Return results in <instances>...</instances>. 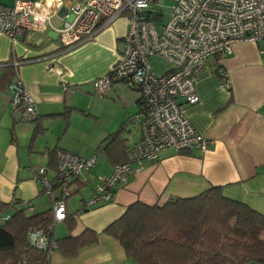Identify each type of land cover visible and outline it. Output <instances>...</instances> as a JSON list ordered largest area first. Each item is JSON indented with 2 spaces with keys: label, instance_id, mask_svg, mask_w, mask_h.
Listing matches in <instances>:
<instances>
[{
  "label": "crops",
  "instance_id": "obj_1",
  "mask_svg": "<svg viewBox=\"0 0 264 264\" xmlns=\"http://www.w3.org/2000/svg\"><path fill=\"white\" fill-rule=\"evenodd\" d=\"M118 20L100 29L91 42L69 50L61 47L57 32L51 28L15 39L0 34V137H3L0 141V203L11 205L18 198L22 205L31 202L35 211L52 207L51 198L49 201L42 198L43 183L36 176L37 171L29 169L33 164L31 157L28 155L30 164L23 162L25 154L20 143L22 136L30 137L29 146H32L38 136L51 128L50 122L56 117L63 121V127L61 124L57 127L61 133L56 144L46 145V164L48 152L56 146L89 157L111 132L120 131L128 146L141 140L143 130L137 119L139 97L134 125L121 119L118 128L110 130L113 127L110 123L91 144H59L60 137L70 128L74 112L98 118L90 112V86L94 87L93 79L110 70L123 50L122 36L127 21L126 18L122 23ZM217 64L227 73L230 87L215 73ZM7 67L13 68L12 80L20 78L36 101V115L45 127L36 137H33L35 121L28 120L20 108L12 105L8 84L11 78L3 77ZM65 83L67 88H64ZM196 88L200 99L188 106L187 112L196 130L207 137L206 149L165 148L157 161L145 162L140 168L135 165L128 180L115 186L111 202L84 206V201L94 191L97 176L109 175L114 169V164L101 153L106 167L86 171L88 175L81 178L85 184L72 182L70 190H74L70 192L80 193V198L65 200L68 214L77 222L73 234L87 227L101 232L137 200L163 205L171 197H192L211 186H221L226 197L243 201L264 213V40L234 42L230 52L210 59L197 74ZM110 90L111 87L102 94ZM68 108L71 112L65 117L63 113ZM51 114L56 116L51 117ZM54 234L56 238L68 234L63 220L54 226ZM50 264L137 263L128 258L120 241L100 233L96 243L84 246L73 256L53 250Z\"/></svg>",
  "mask_w": 264,
  "mask_h": 264
},
{
  "label": "built area",
  "instance_id": "obj_2",
  "mask_svg": "<svg viewBox=\"0 0 264 264\" xmlns=\"http://www.w3.org/2000/svg\"><path fill=\"white\" fill-rule=\"evenodd\" d=\"M77 1H0V34L15 39L51 28L57 32L64 50H69L92 41L100 29L125 15L123 50L107 73L93 79V85L103 93L118 81L133 85L142 96L143 109L137 119L143 135L128 150L126 162L114 166L110 175L101 178L84 201L89 206L109 203L112 188L128 180L135 170L132 165L140 168L146 161H157L162 149H206L207 137L196 130L187 112V107L200 99L196 76L211 58L230 52L234 42L264 40V0ZM57 14L62 22L55 26L52 18ZM154 55L170 64L165 73L152 70L148 59ZM223 74L227 77L224 70ZM67 87L65 83L64 88ZM9 91L13 107L20 108L28 119L33 118L37 105L24 82L17 77L10 83ZM56 158L59 183L69 175H83L97 163L96 155L83 158L61 149ZM46 173L47 167L41 166L36 176L54 197V219L60 221L66 215L65 200L70 192L62 184L56 195ZM48 236L45 228L29 231L30 242L40 249L56 247Z\"/></svg>",
  "mask_w": 264,
  "mask_h": 264
},
{
  "label": "trees",
  "instance_id": "obj_3",
  "mask_svg": "<svg viewBox=\"0 0 264 264\" xmlns=\"http://www.w3.org/2000/svg\"><path fill=\"white\" fill-rule=\"evenodd\" d=\"M214 71L222 78V83L230 87L219 64ZM13 73V68L7 67L3 77L12 80ZM138 103L140 112L143 109L141 94ZM70 112L71 108H68L63 114L68 117ZM50 116L55 117L56 114ZM28 120L35 121L33 137L43 133L45 127L38 115ZM131 146L127 145L120 131L111 132L93 155L98 158L103 153L116 166L126 162ZM59 149L56 146L48 152L46 176L53 191H59L60 185L65 184L70 192L72 182L85 184L86 181L81 180L83 175H69L62 183L57 181L56 153ZM50 168L54 171L51 177L48 175ZM115 186L112 188L113 196ZM42 192L48 194L52 201V207L43 211H35L31 202L22 205L18 198L11 205L0 203V261L4 264H50V249L73 256L84 246L96 243L100 233L120 241L128 258L137 264H264V213L243 201L226 197L221 186H211L192 197H171L163 205L137 200L101 232L87 227L79 234H73L77 222L66 208L62 220L67 225L68 234L60 238L54 234V226L58 222L54 219L55 199L46 192L44 184ZM36 227L48 230V240L56 242L55 248L40 249L30 242L29 231Z\"/></svg>",
  "mask_w": 264,
  "mask_h": 264
},
{
  "label": "rangeland",
  "instance_id": "obj_4",
  "mask_svg": "<svg viewBox=\"0 0 264 264\" xmlns=\"http://www.w3.org/2000/svg\"><path fill=\"white\" fill-rule=\"evenodd\" d=\"M6 4H13L15 0H0ZM74 3H78L77 0H74ZM167 3L165 2V5ZM125 15L121 17L118 21L124 22ZM118 21L116 22L118 25ZM62 22L61 15H55L52 18V24L55 26L60 25ZM108 27V26H107ZM106 27L102 28L105 29ZM91 42V41H90ZM89 53V52H88ZM148 62L152 68V70L157 74H163L165 73L169 68L170 64L162 57L154 55L149 57ZM91 87V94L92 98L89 100V104H91L90 112L95 114L98 118H95L93 116L87 115L86 113H82L80 111H76L73 113L71 117V125L69 130L60 137L59 144H66V145H87L91 144L95 141V139L98 137V135L104 133L105 128H108L109 124L112 123L113 127L110 130H113L115 128H118L121 119L123 121H128L129 125H134L135 115L137 113V102L136 100L140 97V92L136 89L130 88L128 84L125 81H118L112 84L111 90L107 94H102L103 92L95 89L92 85ZM93 99V101H92ZM92 101V102H91ZM87 105V108L89 106ZM89 112V110H86ZM23 116V113H21ZM25 120V116L23 117ZM133 119V121H131ZM54 121V122H53ZM51 128L46 131V133L40 135L37 137V139L34 141L32 146H29L31 144L29 142L30 137L26 138L25 136H22L21 141V151L25 156L23 155V162H27V164H30V158L32 168L29 167V169L34 172L38 171L41 166L45 167L47 164V154H46V145L48 146H54L57 142L58 137L60 136V129H58V125L61 124L60 127H63V121L56 117L53 120H51ZM55 124V128H54ZM139 125V124H138ZM1 130V129H0ZM3 130V129H2ZM3 139V137H0V141ZM48 142V143H47ZM93 154V152H91ZM91 156V155H89ZM106 161L103 159L101 155L97 158V163L93 168L99 169L102 168L101 166L106 167ZM92 168V169H93ZM51 169V168H50ZM89 171V170H88ZM88 172H85L83 175H88ZM49 176L52 175V169L48 172ZM92 175V173H90ZM105 175H98L97 176V182L95 185H97L101 178ZM74 189H71V192ZM43 199L49 201L50 196L46 193L42 196ZM76 198H80V193L70 194L68 196V199L74 200ZM4 261H0V264H4Z\"/></svg>",
  "mask_w": 264,
  "mask_h": 264
}]
</instances>
